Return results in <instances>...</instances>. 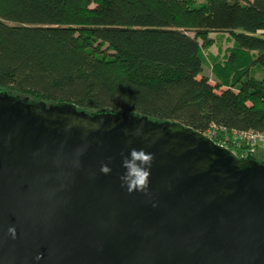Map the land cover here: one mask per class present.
<instances>
[{
    "label": "water",
    "instance_id": "1",
    "mask_svg": "<svg viewBox=\"0 0 264 264\" xmlns=\"http://www.w3.org/2000/svg\"><path fill=\"white\" fill-rule=\"evenodd\" d=\"M132 148L155 156L146 193L122 187ZM0 264H264V160L180 121L0 87Z\"/></svg>",
    "mask_w": 264,
    "mask_h": 264
},
{
    "label": "trees",
    "instance_id": "2",
    "mask_svg": "<svg viewBox=\"0 0 264 264\" xmlns=\"http://www.w3.org/2000/svg\"><path fill=\"white\" fill-rule=\"evenodd\" d=\"M212 32L234 37L222 56ZM0 87L180 121L264 160L234 134H264V0H0Z\"/></svg>",
    "mask_w": 264,
    "mask_h": 264
},
{
    "label": "clouds",
    "instance_id": "3",
    "mask_svg": "<svg viewBox=\"0 0 264 264\" xmlns=\"http://www.w3.org/2000/svg\"><path fill=\"white\" fill-rule=\"evenodd\" d=\"M142 128L143 124L140 125L137 134H140ZM121 155L123 156V167L126 169L120 177L122 187H126L129 193L136 191L146 193L149 189L151 166L155 159L154 154L148 153L144 149L132 148L130 155H124V153H121ZM100 171L107 175L111 173L112 169L108 164H102ZM8 231L13 238L16 237L15 227H10ZM41 258L42 255L37 256V260Z\"/></svg>",
    "mask_w": 264,
    "mask_h": 264
},
{
    "label": "rangeland",
    "instance_id": "4",
    "mask_svg": "<svg viewBox=\"0 0 264 264\" xmlns=\"http://www.w3.org/2000/svg\"><path fill=\"white\" fill-rule=\"evenodd\" d=\"M210 36L213 37L214 42L211 46L205 49L206 53L210 52L214 55L219 54L222 56L225 53L226 48L231 46L234 42V37L229 32H212ZM204 73L208 74L211 78H214L210 63H205ZM256 151L258 157L264 159V140L259 142Z\"/></svg>",
    "mask_w": 264,
    "mask_h": 264
},
{
    "label": "built area",
    "instance_id": "5",
    "mask_svg": "<svg viewBox=\"0 0 264 264\" xmlns=\"http://www.w3.org/2000/svg\"><path fill=\"white\" fill-rule=\"evenodd\" d=\"M236 145L241 144L243 141L251 146H256L261 140H264V134L257 131H239L234 130ZM209 135V134H208ZM212 137V135H210ZM251 150H254L253 148Z\"/></svg>",
    "mask_w": 264,
    "mask_h": 264
}]
</instances>
